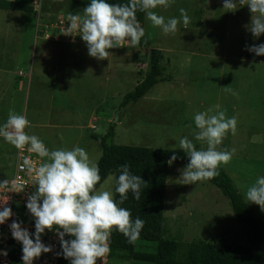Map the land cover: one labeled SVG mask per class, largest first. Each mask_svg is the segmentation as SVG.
<instances>
[{
	"label": "rangeland",
	"instance_id": "1",
	"mask_svg": "<svg viewBox=\"0 0 264 264\" xmlns=\"http://www.w3.org/2000/svg\"><path fill=\"white\" fill-rule=\"evenodd\" d=\"M67 1L42 0L47 10L38 2L37 15L0 10V124L9 111L24 115L29 121L26 133L38 136L49 150L78 146L96 165L102 150L91 133L106 135L110 122L117 145L183 151L177 148L178 138L187 136L197 149H206L193 139V116L218 104L226 117L237 121L236 134L229 132L217 146L235 149L232 159L221 166L245 198L248 187L264 176V56L247 51L264 43V34L256 38L245 27L252 16L248 7L238 4L229 10L223 8V0H174L153 10L165 20L179 18V10H186L187 27L178 23L177 32L169 34L153 27L145 16L140 55L144 61L148 48L165 52L161 77L165 81L121 110L123 96L134 90L147 68L134 57L126 59L132 46L110 52L104 60L90 57L78 33L67 35L68 21L62 17ZM50 16L58 18L52 26L47 24ZM97 106L101 112L94 122L91 111ZM15 154L16 148L0 138V157L9 162L7 168L0 167V176L12 174ZM183 168L175 162L169 165L165 236L182 242L245 244L246 227L234 218L222 192L206 180L183 184ZM109 177L102 190L113 193L115 176ZM250 205L259 217L264 213ZM15 211L19 223L34 228L29 212ZM111 264L126 263L114 259Z\"/></svg>",
	"mask_w": 264,
	"mask_h": 264
},
{
	"label": "clouds",
	"instance_id": "2",
	"mask_svg": "<svg viewBox=\"0 0 264 264\" xmlns=\"http://www.w3.org/2000/svg\"><path fill=\"white\" fill-rule=\"evenodd\" d=\"M172 2L174 0H128L126 4H117L108 0H90L82 16H68L67 35L78 33L86 44L88 55L104 60L109 56V49L124 47L129 41L135 46L145 36L144 28L136 19L137 11L144 12L152 26L159 27L164 34L176 33L178 23L186 28L190 17L185 9L179 10V18L167 20L153 11L157 7L166 8ZM238 4L242 7L246 5L252 13L250 24L245 26L247 30L256 38L264 34V0H223L225 9L236 10ZM247 51L264 56V43L250 46ZM220 109L217 104L193 116L196 129L193 139L206 144V149H197L187 136L178 138L177 148L188 157L187 165L180 170V179L185 185L210 180L218 175L219 165L227 164L235 154V149L217 150L223 138L229 132L235 135L237 130L236 118L226 117ZM28 125L24 115L12 111H9L6 122L0 124V138L6 143L20 151L27 146L28 153L44 158L38 167H34L27 157L23 161L28 171L34 174L36 185L35 192L28 196L25 205L34 217L35 231L30 234L16 221L9 226L12 238L22 245V264H33L34 258L52 251L41 241V234L46 229L57 233L60 254L70 264H97L98 258L103 264V258L109 253L108 240L113 229L123 234L128 243L134 244L144 221L139 217L131 219L130 210L121 205L127 200L129 192L134 199H140L145 183L142 178L132 174L127 164L121 165L119 175L114 178L115 193L119 194V200H116L111 191L102 190L103 185L100 189L95 188L101 179L99 169L90 161L85 149L74 146L70 150H49L38 136L26 133ZM89 128L96 130L91 125ZM176 160L177 156L172 155L169 165ZM108 179L113 180V177ZM245 198L264 212V176H259L248 187ZM11 216V208L0 207V224ZM66 234L73 238L64 239ZM0 255L6 256L7 252L0 250Z\"/></svg>",
	"mask_w": 264,
	"mask_h": 264
},
{
	"label": "trees",
	"instance_id": "3",
	"mask_svg": "<svg viewBox=\"0 0 264 264\" xmlns=\"http://www.w3.org/2000/svg\"><path fill=\"white\" fill-rule=\"evenodd\" d=\"M35 2L41 3V9L44 7L42 6V0H0V10L37 15L38 13L34 8ZM89 2L90 0H68L66 3L67 10L62 17L68 21L69 15L82 16L83 9ZM108 2L126 4L128 0H108ZM43 10H47V7H44ZM58 14L59 11L56 17H59ZM56 17L50 16L47 24L49 26L55 24L58 21ZM136 19L143 27L145 13L137 11ZM80 41H82L81 38ZM70 45H78V42ZM130 46H132L129 49L131 52L125 56L126 59L134 57L132 60L140 62L141 67H146L147 70L144 78L137 83L134 90L123 96L120 104L121 110L130 104L137 103L155 85L165 81L161 77L163 74L162 66H164V63L167 64L164 61L166 54L161 49L148 48L150 51L143 61V55L141 56L140 52L145 46L144 37L135 46L129 41L124 47L109 49V52L118 51L121 53ZM119 53H115V55L120 57L121 54ZM130 53L132 56L129 55ZM99 111L101 112V108H99ZM114 127L115 125L110 122L108 131L103 136L91 133L92 139L100 144L102 150V155L96 163L101 179L95 188L99 189L109 175L118 176L120 166L127 164L129 171L140 176L145 183L141 188L140 199H134L132 193L129 192L127 193V200L124 201L121 207L130 210L131 219L134 220L139 217L144 221V224L139 238L134 244L128 243L123 234L115 229L112 230L108 240L109 253L107 254L106 264H111L114 259L126 264H264V213L260 214L259 217L253 211L250 203L245 200L221 165L217 169L218 175L206 181L222 192L229 201L234 218L246 227V243L232 245L224 244L220 240L204 241L197 239L182 242L166 237L164 212L169 177L168 161L175 154L177 160L174 162L185 167L188 163V157L184 151L114 144ZM8 164L7 159L0 157L1 168H7ZM113 198L119 200V194L115 193V184ZM54 233L56 232L46 229L41 234V241L46 240ZM72 238L68 236L64 239ZM60 253L61 245L58 264H70V261L64 259ZM21 254L22 245L15 241L12 255L17 257Z\"/></svg>",
	"mask_w": 264,
	"mask_h": 264
},
{
	"label": "built area",
	"instance_id": "4",
	"mask_svg": "<svg viewBox=\"0 0 264 264\" xmlns=\"http://www.w3.org/2000/svg\"><path fill=\"white\" fill-rule=\"evenodd\" d=\"M38 2H35V11H37ZM92 129H96L91 126ZM20 151L16 149L15 163L11 175L5 173L4 176H0V182L6 181L5 184H0V207H9L12 210V216L5 221L4 224H0V250L7 252L6 256L0 255V264H22L21 256H13L15 240L12 238L10 224L13 221L19 223L20 217L15 209H21L27 211L26 203L28 196L33 194L36 190L34 185V174L30 173L27 167L24 166V158L27 157L34 167H38L42 164V159L36 154L28 153L26 150ZM21 226L33 233L34 228L29 226ZM63 231V230H60ZM69 235H65L64 238ZM45 245L52 248L49 253H42L40 257L34 258L33 264H58L60 239L57 233L50 235L46 240L42 241ZM107 262V255L103 258V264ZM97 264H102L101 259L97 261Z\"/></svg>",
	"mask_w": 264,
	"mask_h": 264
},
{
	"label": "crops",
	"instance_id": "5",
	"mask_svg": "<svg viewBox=\"0 0 264 264\" xmlns=\"http://www.w3.org/2000/svg\"><path fill=\"white\" fill-rule=\"evenodd\" d=\"M44 40L45 41H47V39H45L44 38ZM69 44V43H68ZM20 76V75H19ZM32 78L27 82V84H26V88H27V91L29 90L30 91V88H32ZM21 87H22V84H20V86H19V88L17 89L18 91H21ZM99 106H97V108L96 109H94V110H92L91 111V114H92V119L94 118V119H97L96 117L97 116H95L96 114H98L99 113ZM97 122V121H96ZM81 128V127H80ZM90 129V128H89Z\"/></svg>",
	"mask_w": 264,
	"mask_h": 264
}]
</instances>
